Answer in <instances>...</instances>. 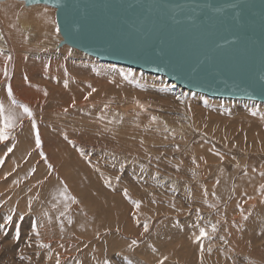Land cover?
Masks as SVG:
<instances>
[{
	"label": "rangeland",
	"instance_id": "1",
	"mask_svg": "<svg viewBox=\"0 0 264 264\" xmlns=\"http://www.w3.org/2000/svg\"><path fill=\"white\" fill-rule=\"evenodd\" d=\"M41 5L52 11L46 36L33 14L0 17V102L10 106V84L36 123L24 117L0 143V264H264V105L58 48L55 9ZM200 228L208 238L196 241Z\"/></svg>",
	"mask_w": 264,
	"mask_h": 264
},
{
	"label": "water",
	"instance_id": "2",
	"mask_svg": "<svg viewBox=\"0 0 264 264\" xmlns=\"http://www.w3.org/2000/svg\"><path fill=\"white\" fill-rule=\"evenodd\" d=\"M18 1L55 9L58 48L210 97L264 102V0Z\"/></svg>",
	"mask_w": 264,
	"mask_h": 264
},
{
	"label": "snow or ice",
	"instance_id": "3",
	"mask_svg": "<svg viewBox=\"0 0 264 264\" xmlns=\"http://www.w3.org/2000/svg\"><path fill=\"white\" fill-rule=\"evenodd\" d=\"M57 31H58V29H57ZM7 59L11 60L12 58H11V56H8ZM4 75L8 76V72H7L6 68L4 70ZM25 79H27V78L25 77ZM65 87H67V84H65ZM89 87H91V86H89ZM96 91L97 90L95 88H91V91L88 93V95H86L84 97V99L87 100L89 98V96H91L92 93L96 92ZM6 93L10 99V106H6L3 102H0V143H3L5 141H9L10 139L15 138L13 136V132L15 131V129L17 127H23L22 121H23L24 117H27L31 122V127L33 129H36V123L34 120L33 111L31 110V108L28 105L21 104L15 99L13 89H12L10 84L7 86ZM45 95H47V92H45ZM72 106L73 107L75 106V101H73ZM140 107H143V105H140ZM17 108L21 109V111H17L16 110ZM105 108H107V105H105ZM253 115H255V113H253ZM261 118L264 119V116H262ZM151 119L153 122H155L157 118L153 116ZM70 143H71V141H70ZM41 144H42V141H41L39 132L37 131L35 134V146H36V148H40ZM13 147H9L7 149V152H12ZM81 152H82V150H81ZM41 156H43V153H41ZM3 162H4L3 158H0V165H2ZM49 167H51V166L49 165ZM33 171H35V169H33ZM262 175H264V173H262ZM117 179H119V177H117ZM105 183L109 184V186H110L111 182H110V180H106ZM262 188H264V186H262ZM61 195H63L65 200L69 199V197L66 194V186H65V192L61 193ZM124 195H125V197L128 196L126 189L124 191ZM205 195H207L206 190H205ZM71 199L73 202H75V198H71ZM153 202H155V201H153ZM133 203H134V206L136 209L140 208V203H141L140 201H134ZM29 207H31L30 204H29ZM209 207H212V205H209ZM197 211H199V210H197ZM45 215L47 216L48 214L45 213ZM19 219L21 220V222H23L25 217L21 216ZM12 221H13V217L11 215H9L7 217L6 222L11 223ZM4 228H5V224L0 223V229H4ZM29 231L36 236V238H37L36 243H37L38 247H40V248L49 247V245L40 242V239H39L40 238V232L37 230V226L35 223H30ZM148 231H149V225H148V223H144L143 232L147 233ZM212 231L213 232L216 231L215 225H212ZM5 235H6V233H5ZM141 235H143V233ZM205 238H208V232L205 228H200L199 235L196 236L195 239H196V241H202ZM13 239L17 242L20 239L19 226H17L15 229V234L13 236ZM136 244H137V240H132L131 244L129 245V248H131L133 245H136ZM200 249H201V262H202L203 261V252H204V246L202 243L200 245ZM153 251H155V249H153ZM209 251H210V249H209ZM20 259H25V257L21 256ZM165 260H167V257H164L163 259L159 260L158 264H164ZM57 264H60L59 259L57 260ZM104 264H110V262L105 261Z\"/></svg>",
	"mask_w": 264,
	"mask_h": 264
},
{
	"label": "bare ground",
	"instance_id": "4",
	"mask_svg": "<svg viewBox=\"0 0 264 264\" xmlns=\"http://www.w3.org/2000/svg\"><path fill=\"white\" fill-rule=\"evenodd\" d=\"M1 4V3H0ZM46 6L44 7L43 5L41 4H34V5H31V6H28L27 8H25L24 10L21 11V13H18L16 8L12 5H9V4H3L0 6V17H2L4 20H5V24L7 26V24H11L13 25V21H12V16L14 15H22V13H29V14H33L36 18V30H37V34H40L42 36V34L44 36H46V32H47V29H48V25H47V22H48V18L50 17L51 18V14H52V11L51 10H48ZM24 15V14H23ZM25 16V15H24ZM0 38L2 39L3 36L0 35ZM61 39V38H59ZM58 39V40H59ZM7 41V40H6ZM10 47V44L9 42L7 43ZM52 44V43H51ZM11 48V47H10ZM14 54H16L17 52L12 48L11 49ZM72 50V49H71ZM78 51V50H77ZM116 66H119V67H124V68H121V69H124V71L126 72H130L132 71L133 73V70H127L129 69L128 67L126 66H121V65H116ZM137 71V70H136ZM151 74V73H150ZM154 75V74H153ZM158 76V75H156ZM166 78V77H165ZM175 84V83H174ZM180 87V86H179ZM207 96V95H206ZM209 98L211 99H220V100H223V101H244V99H230V98H217V97H210L208 96ZM48 99V98H47ZM246 101H249V102H257V101H254V100H246ZM135 104V103H133ZM259 104L261 105H264V102H260L259 101ZM264 109V106L262 107ZM124 109H126L124 107ZM33 110V109H32ZM256 126V125H255ZM259 126V125H258ZM256 126V127H258ZM253 126V128H256ZM256 129H259V128H256ZM262 134V133H261ZM10 240V239H9Z\"/></svg>",
	"mask_w": 264,
	"mask_h": 264
}]
</instances>
